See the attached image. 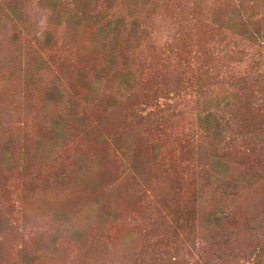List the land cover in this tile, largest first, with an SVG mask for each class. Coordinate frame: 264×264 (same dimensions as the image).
Wrapping results in <instances>:
<instances>
[{"label":"rangeland","instance_id":"1","mask_svg":"<svg viewBox=\"0 0 264 264\" xmlns=\"http://www.w3.org/2000/svg\"><path fill=\"white\" fill-rule=\"evenodd\" d=\"M96 2L137 17L140 41L113 54L95 26H61L44 47L42 0L19 6L26 40L0 23V264H264V0ZM18 48L41 76L9 62ZM213 157L237 177L229 196L209 186Z\"/></svg>","mask_w":264,"mask_h":264},{"label":"trees","instance_id":"2","mask_svg":"<svg viewBox=\"0 0 264 264\" xmlns=\"http://www.w3.org/2000/svg\"><path fill=\"white\" fill-rule=\"evenodd\" d=\"M22 2L23 0H0V23L8 22L12 25V27L15 28V31L13 33V39L15 40L18 38L26 40L25 33L29 35L31 33L29 16L24 14L26 18L22 19L21 14H18L19 6L21 5L20 7H22ZM96 3V0H72L68 2L66 0H42V4L46 8L53 10L54 14L51 18H53L54 20H51V23L53 27H56L54 32L53 29L48 27L47 29L42 31L41 38L44 42L42 46L48 47L50 45V42L56 34L57 28L61 26L64 27V31L66 33H79L80 30H84V28L95 26L96 30L98 32H102V35L105 38L107 36L109 37L107 44H109L110 47L112 46L111 51H113V54H116L118 51L116 40H119V38L124 39L123 42L126 46H129L131 40L134 41L135 45L140 41L141 34L139 32V24L137 25L136 23L138 20L137 17H133L132 19L134 20L131 19V22H129L130 24L126 23L125 19H120L119 17L107 18L108 9L106 7H102L101 9L96 10ZM109 6L110 7L108 8L112 9L115 8L117 4L115 3ZM132 6H135V11H137V2L132 1ZM104 18H106L105 21L107 22L105 24H102ZM19 24H23V28L26 31L25 33L24 30L23 33L20 31L22 30V28L18 26ZM133 37L137 38L133 39ZM13 51L14 52L10 51L8 55L10 63H12L15 67H19L20 70H24L32 75H42L43 71L45 70V65L42 58L34 57L32 61H30L31 58H29V60H27V58H22V49L18 48ZM117 76L121 78V82L123 83L125 88H131L133 86L131 71L126 69L125 72H121ZM93 82L94 81H91L90 84ZM204 122V129L209 133V137L212 140L220 141L222 133L224 131V127L222 126L220 118H217L216 114L214 113V110H210L206 113V115L204 116ZM211 160V167L206 176L207 181H209L210 184L209 186L219 185L221 187H224V192L228 196L231 195L236 190V188H239V185L236 184L238 183L237 177L231 172L230 163L220 157H213ZM225 206L226 204H224L223 206L215 205L214 207H211L206 215L207 224L215 232H217L221 228L222 221L214 222L212 216L215 215V212H220V210L226 209ZM81 232L82 229L80 228L75 231V233L77 234ZM58 239L59 236H56L52 241L53 243H50V246H44L43 248H41V250L44 252H51L54 249V246L57 244Z\"/></svg>","mask_w":264,"mask_h":264}]
</instances>
